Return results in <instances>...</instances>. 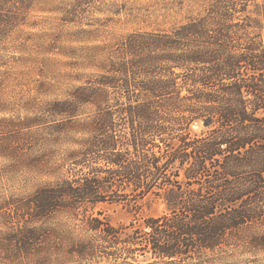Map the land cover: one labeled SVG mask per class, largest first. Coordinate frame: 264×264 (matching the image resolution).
<instances>
[{"label": "trees", "instance_id": "trees-1", "mask_svg": "<svg viewBox=\"0 0 264 264\" xmlns=\"http://www.w3.org/2000/svg\"><path fill=\"white\" fill-rule=\"evenodd\" d=\"M98 1L61 0L59 20L79 25ZM32 2L0 0V42L23 30ZM263 30L264 0H206L167 28L86 47L96 72L75 76L53 103L58 141L79 134L75 147L58 181L0 201L11 218L1 264L40 263L56 244L58 264H238L264 254ZM147 195L165 210L141 223L117 227L87 212L138 207ZM57 212L73 223L58 225V242L45 224Z\"/></svg>", "mask_w": 264, "mask_h": 264}, {"label": "rangeland", "instance_id": "rangeland-1", "mask_svg": "<svg viewBox=\"0 0 264 264\" xmlns=\"http://www.w3.org/2000/svg\"><path fill=\"white\" fill-rule=\"evenodd\" d=\"M205 1L99 0L82 23L74 25L59 20L61 0H33L23 30L0 42V201L27 196L58 181L64 173L58 165L66 151L75 147L73 139L79 134L70 136L72 140L58 141L59 117L53 103L79 83L75 76L96 72L95 66L82 56L86 47H110L134 30L167 28L199 12ZM99 59L98 55L96 61ZM259 114L264 116V110ZM201 132L200 125L190 127L192 135ZM20 133L23 137H18ZM136 204L138 207L132 200L104 202L89 207L87 212H100L113 225L123 227L165 210L163 202L153 195L138 199ZM2 213L0 230L5 231L11 218ZM62 223V230L73 225L68 218L58 217V212L45 223L57 242L58 225ZM56 245L50 248L55 254L47 260L38 263L33 255L28 261L32 263L27 264H58ZM245 258L238 264H264L263 253ZM3 262L0 256V264Z\"/></svg>", "mask_w": 264, "mask_h": 264}]
</instances>
